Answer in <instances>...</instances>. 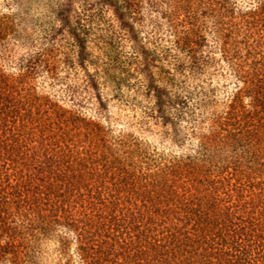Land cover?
<instances>
[{
  "label": "trees",
  "instance_id": "trees-1",
  "mask_svg": "<svg viewBox=\"0 0 264 264\" xmlns=\"http://www.w3.org/2000/svg\"><path fill=\"white\" fill-rule=\"evenodd\" d=\"M0 264H264V0H0Z\"/></svg>",
  "mask_w": 264,
  "mask_h": 264
},
{
  "label": "rangeland",
  "instance_id": "rangeland-1",
  "mask_svg": "<svg viewBox=\"0 0 264 264\" xmlns=\"http://www.w3.org/2000/svg\"><path fill=\"white\" fill-rule=\"evenodd\" d=\"M31 2L32 1H34V0H30ZM215 80L216 81H219V83H221L222 81H224L225 80V77H222V76H220V75H216L215 76ZM152 128V127H151ZM151 128L149 129V130H146L145 131V135H147L148 137H149V139H151L153 142H158L160 139V137H161V139L163 140V142H165V143H169L167 140H166V138H163L162 136H158L157 134H155L153 131H151ZM154 129H156V127H154Z\"/></svg>",
  "mask_w": 264,
  "mask_h": 264
}]
</instances>
